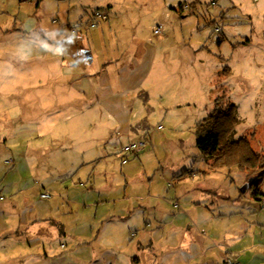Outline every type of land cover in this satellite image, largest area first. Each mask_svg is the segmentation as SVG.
Returning <instances> with one entry per match:
<instances>
[{
    "label": "rangeland",
    "instance_id": "rangeland-1",
    "mask_svg": "<svg viewBox=\"0 0 264 264\" xmlns=\"http://www.w3.org/2000/svg\"><path fill=\"white\" fill-rule=\"evenodd\" d=\"M26 2L0 0V90L10 91L11 82L6 80L21 74L22 83L36 86L35 90L39 94V98L31 97L28 92V96L23 93L15 98H0L1 105L7 106L9 117H13V121L10 120L9 123L18 125L13 127L8 124L6 127L10 143H18L17 150L28 155L21 174L25 185L38 183L47 190V185L57 182L58 187H64L69 185V179L58 177H63L65 172L70 169L87 172L92 184L96 178L101 186L110 187V201L108 205L104 204L106 210L114 207V211L118 213L127 203H131L136 209L130 218L139 223L138 215L144 212L139 208H143L141 205L147 202L148 197L145 181L148 183L152 176L155 179L156 176L161 178L170 172L181 153L190 158L193 155L198 157L199 163H202V159L206 161L196 147L195 125L206 117L217 99L219 107L226 103H232L236 107L237 124L232 140L247 137L252 150L264 156V0H34L33 5L38 3L42 8V11H38L40 17L36 21L34 18L28 19L29 22L23 27L22 17L27 14ZM23 3H26L25 6ZM96 12L105 17L94 20V27L97 26L96 23H102L103 42H107L106 35L109 34L111 43H117L119 53L121 52L118 55L133 61V68L126 65L120 71V79L126 77L129 80L128 87L137 85V80H144L145 86L137 90L138 96H145L143 88L148 86L152 97L161 103L164 96L165 102L168 98L167 102H176V107L167 105L166 111L163 107L159 114L149 113L144 104L137 106L133 113H117L116 116L121 120L120 126L115 118L99 109L94 113L88 109L75 113L73 108L70 113V107L78 96L67 90V85H62L57 71L56 78L50 77L49 80L47 74L43 75L41 71L39 73L38 70L42 69L39 64L17 59L14 55L5 56L2 52H18L15 41L17 35L7 33L13 25L22 32L38 22H41L43 28L53 29V26L58 25L69 29V24L77 26L80 31L78 22L92 21ZM17 13L20 14L18 17ZM109 26L112 28L111 34L108 32ZM159 26L163 30L161 34H155L154 31ZM69 30L72 36L64 46L69 48L70 44L71 47L70 50H65L66 55H69L66 60L74 61L73 64L88 60L89 56L82 47L84 40L80 32L75 34L77 30ZM36 38L38 36L31 31L25 36V43L30 44ZM92 40L93 44L98 41L94 36ZM76 43L80 46L77 47ZM95 53L99 58L102 57V48L98 46ZM51 56L53 54L46 55L44 59L58 62L62 57L57 45L55 59ZM93 58V64H96V57ZM139 60L146 67L139 66ZM117 68L121 67L111 66V71L107 72L109 81L104 83L111 92L117 86V91H113L116 95L111 101L126 105L135 99L132 92L130 94L128 91L129 97H126L127 91L118 90ZM150 69L153 74L149 72ZM35 73L40 76V81L32 82L31 78ZM72 86L76 90L74 84ZM138 99L142 100V97ZM77 103L76 109L82 106L81 101ZM21 106L25 108L23 122L18 119ZM152 132L165 133L169 140L167 144L157 145L154 152L150 149V159H141L139 162L136 156L141 154L135 153L133 157L131 153L122 152V148L139 142L144 134ZM36 148L37 154L32 153V149ZM8 156L9 159L13 158L10 153ZM131 156V160L126 158ZM189 167L190 162L187 163V168ZM214 169L220 171L214 182L221 188H230V197L239 196L240 201H252L251 189L240 194V189L248 181L239 168L222 166ZM139 172L149 176L148 180L146 178L141 181L142 176H139L129 181L125 177L127 173ZM78 178H81L80 173L73 180ZM6 180L8 187H11L13 180ZM160 185H163L162 181ZM174 186L175 182H168V191ZM260 189L264 193V180ZM212 199L210 209L218 211L215 195ZM262 205L261 216L256 213L245 216L247 220L243 233L250 243L261 245L259 249L264 252V204ZM167 208L171 216L178 213L170 203ZM122 214L123 212L120 215ZM232 219L233 217L228 216L224 218V223H230ZM126 243L128 242L124 246ZM44 244L48 257L41 256L40 262L46 260L43 264H87L81 263V258L68 256V247L60 249L67 242H56V246L50 249L47 243ZM55 250H58V254H53ZM104 260L109 264H118L110 255L105 256ZM31 261V258H24L22 263L32 264ZM92 261L91 264H104L100 258ZM119 264H126L124 253L119 255ZM259 264H264V259H260Z\"/></svg>",
    "mask_w": 264,
    "mask_h": 264
},
{
    "label": "crops",
    "instance_id": "crops-1",
    "mask_svg": "<svg viewBox=\"0 0 264 264\" xmlns=\"http://www.w3.org/2000/svg\"><path fill=\"white\" fill-rule=\"evenodd\" d=\"M26 1L27 4L23 3L24 6L26 4L27 13L26 17H22L23 27L29 22L28 19L34 18L36 21V18L40 17L38 11H42L38 3L33 5L34 0ZM19 15L17 13V17ZM94 23V19L86 22L80 20L78 22L80 31L77 30V26L67 24L69 29L77 30L75 34L80 32L84 40L82 47L89 58L80 63L73 64L74 61L66 60L69 55H66L65 50H70L71 45L69 44V48L64 45L68 38L71 39V31L58 25L53 26V29L43 28L41 22L24 32L13 25L7 33L17 35L15 41L18 52H2L5 56L14 55L17 59L33 61L34 65L39 64L42 67L38 70L39 73L41 71L43 75L47 74L49 80L50 77L56 78L55 72L57 71L62 85H67L69 88L67 90L73 91L78 96L77 101L70 107V113L73 108L75 113L85 109L94 113L96 109H99L115 118L120 126L121 120L116 116L117 113H133L137 106L144 104L149 113L160 114L163 107L166 111L167 105H176V102H167L168 98L165 102L164 96L160 103L157 98L150 95L148 86L143 88L145 96L140 95L142 100H139L137 90L145 86V81L137 80V85L128 87L127 81L129 80L126 77L123 80L120 79V71L124 70L123 67L126 65L133 68V61L118 55L121 52L119 53L117 43H111L112 38L108 36V33H106L108 34L106 35L107 42H103L102 23L101 25L96 23V27ZM100 27L103 29L100 30ZM66 29L68 32L65 31ZM30 30L38 38L27 44L25 36L31 32ZM108 32L110 34L112 32L110 26ZM93 36L98 40L94 44ZM76 44L77 47L80 46L79 43ZM55 45L58 46L62 56L59 61L51 62L49 59H44L46 55L52 54L51 57L55 59ZM98 46L103 50L100 58L95 53ZM93 57H96V64H93ZM113 65L121 67L116 70L119 73L117 75L118 90L127 91L126 97H129V93L132 92L134 102L130 101L129 104L121 105L120 102L111 101L116 95L113 91H117V86L111 92L104 82L109 81L107 72L111 71ZM141 65L146 67V64L139 60V66ZM149 72L151 73V69ZM35 74L31 78L32 82L40 81V76ZM22 78L21 74H17L6 80L11 82L9 85L11 90L8 92L0 90V98H15L23 93L27 95V92L31 97L39 98L35 90L36 86L24 85ZM73 84L76 90H73ZM45 91L49 92V90ZM79 101L82 106L76 109ZM1 103L0 100V197L3 198L0 200V264H23L24 258H31L32 264L46 263V260L40 262L42 255L48 257L44 243H47L50 249L56 246V242H67V244H62L60 249L64 250L68 247L69 250L66 253L68 256L81 258V263L87 264H91L96 258H100L104 264H109L104 260V257L109 255L119 264L121 253H124V258L126 257V264H226L227 259L240 264H259V260L264 259V252L259 249L261 245L255 242L250 243L247 235L243 233L247 220L245 216L253 213L262 215L263 211L260 210L263 209L264 193L261 189V196H251L252 201H240L239 196L232 198L230 188H221L214 182L216 174L220 171L211 169L210 164L204 159L202 163H199L198 157L195 158L193 155L190 158L181 153L177 157L176 165L161 178L156 176L155 179V176H152L148 180L149 176L140 172L125 175L129 181L139 176H142L141 181L146 178L148 180V183L145 181L148 189L147 202L141 205L143 208H139L144 212L138 215L140 221L137 223L130 218L131 213L136 209L131 203H127L118 213L114 211V207L110 210L104 208V204L108 205L110 201L108 198L111 195L110 187L101 186V183L96 182V178L92 184L91 176H88L87 172L71 169L65 172L63 177H58L69 179V185L64 187H58L57 182L47 185V190L41 188L42 186L38 183L37 185H25L21 174L28 155L24 151L17 150L18 143L14 145L10 143L11 138L6 133V127L8 124L13 127L18 125L9 123L10 120L13 121V117H9L7 106ZM88 103L90 107L87 106ZM21 107L18 119L23 122L25 108ZM142 139L146 141V147L138 153L141 154L140 156H136L139 162L141 159H150V149L154 152L157 145L167 144L169 140L165 133L155 132L144 134ZM37 151L38 148L32 149V153L37 154ZM9 153L12 159L8 158ZM132 156L135 157L134 154ZM132 156L126 158L131 160L129 158ZM10 160L14 163H9ZM189 162L190 167L187 168ZM78 173L81 174V178L73 180ZM7 178L13 180L11 187H8L5 182ZM161 181L163 185H160ZM168 182H175L174 188L170 191L167 187ZM44 193L49 194V198H42L41 194ZM213 195L217 198L219 209L215 212L209 206L213 203ZM169 203L178 213L171 216L167 208ZM122 212L123 214L120 215ZM228 216L233 217V221L225 224L224 218ZM121 231L122 235H120ZM125 242L128 243L124 246ZM40 251L44 253L41 254ZM54 253L58 254V250Z\"/></svg>",
    "mask_w": 264,
    "mask_h": 264
},
{
    "label": "trees",
    "instance_id": "trees-1",
    "mask_svg": "<svg viewBox=\"0 0 264 264\" xmlns=\"http://www.w3.org/2000/svg\"><path fill=\"white\" fill-rule=\"evenodd\" d=\"M217 101L206 117L195 125L196 147L213 169L222 166L239 168L250 184L248 189L252 190V196L256 197L260 195L264 180V156L252 150L247 137L232 140L237 124L236 107L232 103L219 107Z\"/></svg>",
    "mask_w": 264,
    "mask_h": 264
},
{
    "label": "built area",
    "instance_id": "built-area-1",
    "mask_svg": "<svg viewBox=\"0 0 264 264\" xmlns=\"http://www.w3.org/2000/svg\"><path fill=\"white\" fill-rule=\"evenodd\" d=\"M98 18H105L103 15L101 16L100 13L96 12L94 15V20L98 19ZM95 25V23H94ZM163 28L162 26H159L154 33L155 34H161ZM146 147V141L145 140H140L139 142L136 143H131L129 145H127L126 147L122 148V152L123 153H131V154H135V153H139L141 152L144 148ZM9 163H12V161L10 160ZM42 198H48L49 195L48 194H41ZM3 198L0 197V200H2ZM226 264H240L238 262L232 261L231 259H227L226 260Z\"/></svg>",
    "mask_w": 264,
    "mask_h": 264
},
{
    "label": "water",
    "instance_id": "water-1",
    "mask_svg": "<svg viewBox=\"0 0 264 264\" xmlns=\"http://www.w3.org/2000/svg\"><path fill=\"white\" fill-rule=\"evenodd\" d=\"M250 184L248 183L247 185L243 186L241 189H240V192L243 194L246 192V190L249 188Z\"/></svg>",
    "mask_w": 264,
    "mask_h": 264
}]
</instances>
